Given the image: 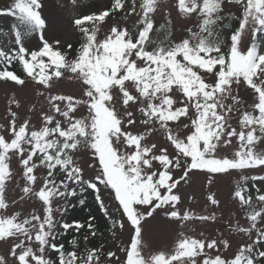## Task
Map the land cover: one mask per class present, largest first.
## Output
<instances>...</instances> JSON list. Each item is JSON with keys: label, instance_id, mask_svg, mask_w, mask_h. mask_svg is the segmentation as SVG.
<instances>
[{"label": "snow or ice", "instance_id": "snow-or-ice-1", "mask_svg": "<svg viewBox=\"0 0 264 264\" xmlns=\"http://www.w3.org/2000/svg\"><path fill=\"white\" fill-rule=\"evenodd\" d=\"M44 8L0 7V264H264V0H60L64 48Z\"/></svg>", "mask_w": 264, "mask_h": 264}, {"label": "rangeland", "instance_id": "rangeland-1", "mask_svg": "<svg viewBox=\"0 0 264 264\" xmlns=\"http://www.w3.org/2000/svg\"><path fill=\"white\" fill-rule=\"evenodd\" d=\"M12 2L13 0H0V7L10 5ZM108 2L109 0H96V3L98 4H107ZM44 4H45V8L42 9V12L44 13L46 18L57 22V27L59 29L57 32V35L62 40L61 47H66V43H72L75 40L76 33L68 31L67 29L69 28V26L67 25L66 21L61 23L59 19V15L57 14V8L60 7V0H44ZM111 22H112L111 20L108 21V23H111ZM13 23H15L14 18L0 16V38H4L7 36L9 27ZM129 23L131 22L129 21ZM107 27H108V24H105L102 27V30L100 33L101 38L104 35V31L107 30ZM50 36L51 34H48L46 38L50 39ZM36 39H37L36 37H27L26 43L31 45L32 43H34ZM59 91L64 92V93H72L75 91V88L71 82H64L61 85H59ZM12 92L13 90L11 88L5 90L4 87L0 86V123H4V124L7 123V120L5 119L6 106H7V100L10 99L12 96ZM17 99H19L22 104V108L19 110V114L22 118L24 117V113L27 111L28 107H30L33 102L36 103L37 110L40 109V105L41 103H43L42 98H34L30 94L25 95L24 93H19V92L17 93ZM13 167L14 168L16 167L15 162H13ZM208 192H209V189L206 185V182L204 186H198L195 188L185 189V193L187 195L194 196V201H193V204L191 205L193 207V210H198V205L203 203ZM15 194L18 197V195L20 194L19 189L15 190ZM218 195L222 201L223 216L226 221L227 216L229 214V210L230 209L234 210V205H232L229 202V186L227 184L222 185L219 190ZM92 200H94L93 197H92ZM92 200L90 201L88 200L89 202L88 207H86L85 209L84 208L81 209L79 207H77L76 209H70L66 218L71 217L70 221H73V220L84 221L85 211L91 216H96V217L97 215H95L93 211L97 213L99 212L100 215L102 216V219H99V217H97L96 224L100 227V230L104 232V236L102 238L96 239L94 243L99 244L101 241H103L107 244V248H110L112 250H117V244L122 245L123 243L127 242V236L125 235L119 241H114L110 237V233L106 226V221L103 219V213L99 210L98 206L96 210H94L93 204L94 205L96 204ZM108 203L111 204L110 199L108 200ZM217 227H226V223L225 225H221V226L213 225L212 227L208 228V231L212 232ZM197 230L199 231V228ZM234 239L239 240V237L234 235Z\"/></svg>", "mask_w": 264, "mask_h": 264}, {"label": "trees", "instance_id": "trees-1", "mask_svg": "<svg viewBox=\"0 0 264 264\" xmlns=\"http://www.w3.org/2000/svg\"><path fill=\"white\" fill-rule=\"evenodd\" d=\"M72 44H73V46L74 47H77L78 46V44H77V37L75 38V40L72 42ZM62 48H64V47H62ZM88 200L90 201V200H92V197H90V196H88V198H87V207H88ZM93 202H94V200H92ZM86 208V207H85ZM84 208V209H85ZM93 208H94V210H96V208H97V205H94L93 204ZM94 212V214L95 215H97V217H99V219H102V216L100 215V213L98 212H95V211H93ZM84 216H85V218H87V217H89V216H91L90 214H88V213H86V211H85V214H84ZM101 216V217H100ZM68 219H70V217H68ZM69 222H71L70 220H68ZM96 222V221H95ZM71 237L70 236H68V237H65V240L67 241V239H70Z\"/></svg>", "mask_w": 264, "mask_h": 264}]
</instances>
